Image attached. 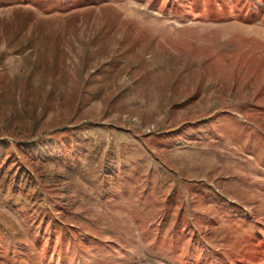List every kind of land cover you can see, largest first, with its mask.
<instances>
[{
  "label": "rangeland",
  "instance_id": "1",
  "mask_svg": "<svg viewBox=\"0 0 264 264\" xmlns=\"http://www.w3.org/2000/svg\"><path fill=\"white\" fill-rule=\"evenodd\" d=\"M73 105L0 264H264V0H0V130Z\"/></svg>",
  "mask_w": 264,
  "mask_h": 264
},
{
  "label": "trees",
  "instance_id": "2",
  "mask_svg": "<svg viewBox=\"0 0 264 264\" xmlns=\"http://www.w3.org/2000/svg\"><path fill=\"white\" fill-rule=\"evenodd\" d=\"M53 80H54V78H48V86H50L48 89V100L51 98H54V97H56V99H58V98L66 99L67 93L64 92V94H63V93H60V91L57 93L55 89H51L50 82H52ZM83 86H84V84L81 86V90H82ZM9 89L15 90L16 85H10ZM81 90H75L74 91L75 96H73V98L77 97L76 92L78 91V93H79L78 99L82 103V100L80 97ZM75 105H73V106H75ZM76 107H77V109H75L74 112L67 113L65 116L62 117L63 121L58 122L57 124H54L52 127H49L48 130L43 129V130L38 131V128L34 129L35 127H30L27 125L26 126L25 125L20 126L18 123H15V122H14V124H16V125H13V127H12V122H11L12 118L10 116H8L9 120H7V121L4 120V124H2L4 127L3 126L1 127L2 130H0V134H3L5 132L4 135L8 136V133H9L11 137H13L15 140H17V142H18L17 149H18V151L23 153L24 157H25V159L23 160V161H25L24 165H23L24 167L20 164L19 159L15 158V160L10 162V164L11 163L13 164L12 167L16 171L14 176H11L10 172H8V173L6 172V170L3 168L4 164H0V186H2V187L4 186V188H5V189H3L4 191H9V192L11 191L10 192L11 197H16L18 194L24 195L26 192H30V195H31L33 193V190H35V184L38 182L35 181L34 175L33 176H30L29 174L26 175V173L29 172L27 167H30L31 169H33V174L41 172V178H40V175H38V176L42 180V182H44V185H47L45 183V178H43V175H44L43 173L45 172V165L49 162L51 163V161L50 160L48 161V155H47L48 153L47 152H43V150L41 152H38V146L36 145V142H40L41 139L40 138L36 139V136H38V134H40L41 132L46 133L47 135L49 133L51 135L57 134L56 132H58L59 130L63 131L65 129L66 122H68L69 124L72 123L75 125V123H76L75 119L77 118V113L80 109V106H75V108ZM49 109H51V106L48 107V110ZM11 113L13 114V111H11ZM12 114H10V115H12ZM7 122H8V124H6ZM33 139H35V140L33 141ZM5 142L6 141L0 142V147ZM51 143H52V140L48 139V146ZM5 144H6V146L4 147L5 148L4 151H7L9 144H8V142H6ZM0 149H2V148H0ZM5 156H6V159L11 158V154H9V155L5 154ZM2 157H3V155L0 156V161H1ZM2 160H3V158H2ZM36 179H37V177H36ZM30 195L28 196V198H32ZM31 201L32 202L29 206H31L32 203H34L33 199H31ZM35 210H37V209L35 208Z\"/></svg>",
  "mask_w": 264,
  "mask_h": 264
}]
</instances>
